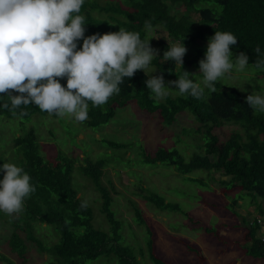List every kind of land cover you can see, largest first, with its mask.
Wrapping results in <instances>:
<instances>
[{
	"label": "trees",
	"instance_id": "1",
	"mask_svg": "<svg viewBox=\"0 0 264 264\" xmlns=\"http://www.w3.org/2000/svg\"><path fill=\"white\" fill-rule=\"evenodd\" d=\"M205 1L207 0H116L112 4L99 6L90 0H84L80 14L85 16V37L97 33H115L119 28H123L139 32L141 39L146 40L147 20L151 21L152 28L164 29L168 37L179 44L184 42L187 46L195 42L204 43V47L197 50L195 57L183 58L185 66L199 64L207 50L208 40L215 31L231 32L237 37V44L232 46L233 56L244 52L252 65L257 59L253 49L259 46L261 58H264V0H212L214 8L198 7L199 3ZM168 4L174 6V13L170 12ZM178 8H183V11L178 12ZM94 11L105 13L106 19H95L92 16ZM193 14L198 18L193 19ZM82 44V40L78 42V49ZM150 45L159 50L157 57L151 61L158 75L163 74V79L168 82L179 78V64L162 60L164 52L171 45L164 38L155 40ZM148 78L142 70L137 71L132 78H124L123 83L119 85V94H114L104 105L94 107L89 101L88 119L83 122L84 126L97 128L107 124L115 116V109L124 107L129 102H134L142 111L157 115L162 127L173 125L178 115L187 111L197 122L198 132H202L206 138L204 154H195L189 161H185L178 151L159 148L152 154H144L142 161L172 166L182 175L195 170H207L210 172V178H213L212 172L219 173L222 177L229 178L228 181L224 179L218 182L224 193L238 189L252 195L253 199L264 200V118L254 114V110L245 103L246 99L240 92L235 88H225L216 81V91L204 90L201 99L183 94L177 98L166 97L163 102L157 104L153 93L145 84ZM59 82L66 87V78L59 79ZM0 102H7V97H3ZM21 110L27 111L28 115L22 118L19 115L13 116L11 112L0 107V116L29 120L34 115H49L40 111L34 104L26 109L22 106V109H17V113ZM51 116L57 118L54 114ZM226 123L239 125L242 132H231L224 140H220L214 131ZM102 142L111 149L126 148L124 144L115 141ZM13 147L20 155L17 166L30 175V182L36 188L24 201V225L36 221L48 224L53 226L60 236L59 243L49 248L40 246L38 249L41 254L47 253L55 258L49 264H85L86 261L95 260L99 256L112 254L119 264H138L130 249L120 243V221L110 208L111 196L100 184L104 161H87L81 170L102 196L101 212L110 226L109 233L92 226L90 206L86 209L80 207L85 201L78 197L72 186L74 158L57 152L52 159H45L40 154L38 139L33 129L15 137ZM2 164L0 156V166ZM3 175L4 173L0 172V180ZM226 184L228 186L224 187ZM139 191L144 193L143 199L156 209L180 212L177 204L165 202L158 194L148 192L144 188H139ZM236 204L237 201H233V206ZM134 215L137 224H144L139 209L134 208ZM20 220L9 238L8 247L10 252L18 257V261L21 260L20 264H27V248L35 249L38 244L32 236L25 235L21 238L18 235V232L23 233L17 229L20 227ZM242 222L246 232L242 237L241 247L247 256L264 263V238L258 234L257 221H253L256 226L246 220ZM80 229L82 232L78 231ZM146 245L151 264H172L155 253L150 235ZM187 248L196 253L200 260L203 259L198 250L190 245Z\"/></svg>",
	"mask_w": 264,
	"mask_h": 264
},
{
	"label": "rangeland",
	"instance_id": "2",
	"mask_svg": "<svg viewBox=\"0 0 264 264\" xmlns=\"http://www.w3.org/2000/svg\"><path fill=\"white\" fill-rule=\"evenodd\" d=\"M90 1L104 6L116 0ZM168 5L170 12L174 13V6ZM198 7L214 8L215 5L212 0H207L199 3ZM177 11L181 12L183 8H178ZM92 16L97 20L106 19V14L98 11H94ZM192 18L197 19L198 16L193 14ZM160 38H164L171 46L178 43L169 38L166 31L160 27L146 32V40H150V43ZM185 47L187 52L184 58H192L199 48L204 47V43L195 42ZM205 53L201 60L205 59ZM183 70L195 75V82H202L199 64L177 67L179 75ZM144 73L149 78L159 76L152 64ZM218 81L225 88H235L246 99L253 90L259 92L264 89V71L249 64L243 72L233 69ZM164 83L166 87L169 86L166 79ZM180 96L182 95L174 87L167 95L170 98ZM153 98L158 104L166 97L157 99L153 94ZM254 114L264 118L262 112ZM197 125L193 116L184 111L178 115L173 125L162 127L157 115L138 109L134 102L117 107L115 116L107 124L97 128H87L83 122H77L71 116L54 118L51 115H34L29 120L0 116V156L3 163L17 165L20 155L13 147V139L33 129L38 139L40 154L45 159H52L57 152L74 158L72 186L78 197L90 206L92 226L109 233L110 226L101 212L102 196L81 170L87 161H104L100 184L111 196L110 208L120 221V243L130 249L138 264H151L146 245L149 235L155 253L172 264H261L247 256L241 247L242 237L246 232L241 218L252 206L256 209L253 220L256 221V217H260L257 210L261 199H253L252 195L238 189L224 193L218 182L224 179L228 181L229 178H224L219 173L212 172L215 179L212 180L207 170H195L182 175L172 166L142 161L144 154H152L159 148L176 150L185 161H189L195 154H204L206 138L202 132H198ZM240 131L242 132L239 125L226 123L216 129L214 134L224 140L231 132ZM103 140L124 144L126 148H108ZM139 188L158 194L167 203L177 204L180 212L156 209L143 199L144 193H141ZM233 201H237L235 206ZM134 208L141 212L144 224L136 223ZM19 219L20 227L17 229L23 233L18 232V235L21 238L25 235L32 236L38 244L36 250L27 248V264H49L54 261L53 256L41 254V250H38L40 246L49 248L59 243L60 236L53 226L37 221L24 225L25 217L22 211L11 216L0 212V264L21 263L8 247L9 238ZM246 221L256 226L250 219ZM78 231L82 232V229ZM188 245L198 250L203 259L200 260L196 253L191 252L187 248ZM85 264L119 263L112 254L99 256L95 260L86 261Z\"/></svg>",
	"mask_w": 264,
	"mask_h": 264
},
{
	"label": "clouds",
	"instance_id": "3",
	"mask_svg": "<svg viewBox=\"0 0 264 264\" xmlns=\"http://www.w3.org/2000/svg\"><path fill=\"white\" fill-rule=\"evenodd\" d=\"M83 4L84 0H0V101L7 97L0 107L22 118L28 112L17 113V109L34 104L49 115L71 116L84 122L89 101L94 107L104 105L119 94L124 78L144 72L157 57L159 50L136 31L119 28L115 33L85 37V16L80 14ZM145 30L152 31L151 21H145ZM237 41L231 32L215 31L209 38L205 59L199 61L202 82H195V75L183 70L179 78L168 82V87L163 74L151 76L145 80L147 89L157 99L167 97L173 87L181 95L196 99L203 97L204 88L215 92L218 79L233 69L243 72L249 65L244 52L233 58L232 46ZM253 51L257 59L252 66L264 71L260 47ZM186 52L184 42L177 43L168 46L162 60L174 61L182 68ZM58 78H66V87ZM245 103L254 112L264 113V89L253 90ZM0 172L4 173L0 180V212L18 215L36 188L30 175L14 163H3ZM80 207L86 209L87 202Z\"/></svg>",
	"mask_w": 264,
	"mask_h": 264
},
{
	"label": "crops",
	"instance_id": "4",
	"mask_svg": "<svg viewBox=\"0 0 264 264\" xmlns=\"http://www.w3.org/2000/svg\"><path fill=\"white\" fill-rule=\"evenodd\" d=\"M260 202L261 203L259 205V210H258V212H259L258 214H259L260 217H256V221H257V223L259 225L258 234L262 238H264V200L262 199V200H260ZM255 211H256V209L251 206L249 208V210L246 212L247 214L241 218V222L244 221V220H248L249 221V219L251 221H253L254 217H255ZM261 264H264V263H261Z\"/></svg>",
	"mask_w": 264,
	"mask_h": 264
}]
</instances>
